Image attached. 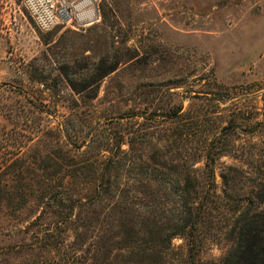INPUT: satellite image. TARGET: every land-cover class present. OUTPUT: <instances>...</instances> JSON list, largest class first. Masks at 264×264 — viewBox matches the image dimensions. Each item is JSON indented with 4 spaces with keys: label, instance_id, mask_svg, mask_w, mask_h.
<instances>
[{
    "label": "rangeland",
    "instance_id": "obj_1",
    "mask_svg": "<svg viewBox=\"0 0 264 264\" xmlns=\"http://www.w3.org/2000/svg\"><path fill=\"white\" fill-rule=\"evenodd\" d=\"M86 3L94 16L78 22L54 9L50 20L40 0H0L1 185L35 180L25 168L55 151L58 129L71 146L136 137L141 153L194 165L216 209L199 257L222 264L236 216L264 212V0ZM26 220L0 203V264H56L54 250L20 246ZM172 247L181 264L185 240Z\"/></svg>",
    "mask_w": 264,
    "mask_h": 264
},
{
    "label": "trees",
    "instance_id": "obj_2",
    "mask_svg": "<svg viewBox=\"0 0 264 264\" xmlns=\"http://www.w3.org/2000/svg\"><path fill=\"white\" fill-rule=\"evenodd\" d=\"M58 133L62 140L57 137L53 153L44 151L43 164L25 168L35 180L0 181V203L16 219L27 216L23 232L31 240L22 239L21 247L54 250L56 264H172V240L180 237L187 246L181 264H208L199 253L214 237L216 209L208 194L201 196L194 165L141 153L133 136L71 146L63 129ZM22 166L12 162L6 170L15 178ZM228 234L222 264H264V212L242 210Z\"/></svg>",
    "mask_w": 264,
    "mask_h": 264
},
{
    "label": "built area",
    "instance_id": "obj_3",
    "mask_svg": "<svg viewBox=\"0 0 264 264\" xmlns=\"http://www.w3.org/2000/svg\"><path fill=\"white\" fill-rule=\"evenodd\" d=\"M45 3V8L47 10V14L49 15L50 20L54 18L52 14V10L58 15V18L66 19L68 18L69 21L77 20L78 22H88L94 16V11L88 9V4L86 0L78 1L72 0L70 5H66L64 0H61V4L56 6L58 0H40Z\"/></svg>",
    "mask_w": 264,
    "mask_h": 264
}]
</instances>
